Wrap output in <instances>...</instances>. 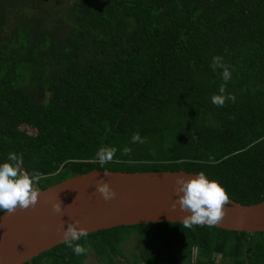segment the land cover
<instances>
[{
  "label": "trees",
  "instance_id": "1",
  "mask_svg": "<svg viewBox=\"0 0 264 264\" xmlns=\"http://www.w3.org/2000/svg\"><path fill=\"white\" fill-rule=\"evenodd\" d=\"M52 3L0 0V163L22 154L38 189L93 168L183 169L242 204L264 199V0ZM213 57L231 71L235 102L212 103L225 84ZM104 147L117 152L101 166ZM79 243L103 264H192L193 247V264H264V231L156 221ZM88 252L62 242L22 264H84Z\"/></svg>",
  "mask_w": 264,
  "mask_h": 264
},
{
  "label": "water",
  "instance_id": "2",
  "mask_svg": "<svg viewBox=\"0 0 264 264\" xmlns=\"http://www.w3.org/2000/svg\"><path fill=\"white\" fill-rule=\"evenodd\" d=\"M104 171L108 174L105 175ZM198 173L180 170L124 171L93 168L39 189L34 208L17 210L9 216L0 213V264H22L63 242V223L79 222L88 233L118 225L156 221L182 222L187 213L179 205L173 210L176 177ZM107 181L116 198L105 201L96 184ZM227 214L217 225L228 230L264 231V199L242 204L229 198ZM59 200L63 215L52 210Z\"/></svg>",
  "mask_w": 264,
  "mask_h": 264
},
{
  "label": "clouds",
  "instance_id": "3",
  "mask_svg": "<svg viewBox=\"0 0 264 264\" xmlns=\"http://www.w3.org/2000/svg\"><path fill=\"white\" fill-rule=\"evenodd\" d=\"M213 69L222 68V78L225 84L219 89L220 94L212 96V103L217 106H223L227 101L235 102L236 97L233 94H225L226 83L231 79V71L223 63L221 57H213ZM194 137H191V139ZM190 139V140H191ZM189 140V142H190ZM144 139L139 132L132 135V143H144ZM130 147L122 150L123 155L131 153ZM117 148L104 147L97 151L96 160L103 166L113 161ZM107 175L108 172L104 171ZM42 176L38 172L29 174L23 169V155H17L15 152L8 154L7 160L0 163V211L11 216L18 209L27 210L34 208L39 201L40 191L34 185L38 184ZM175 193L178 197L172 203L173 210L177 205L182 212L187 213L181 219L185 228L194 226H215L219 224L227 214L226 206L231 203L226 189L215 180H210L204 172H199L195 176L176 177ZM98 192L105 201L116 198V191L107 181L101 180L96 184ZM52 210L57 214L63 215L61 202L57 200L52 203ZM79 222L69 223L67 228L64 224L60 225L63 230V243L73 251L76 256L85 255L88 248L79 243L81 238L88 237V230L83 226H78Z\"/></svg>",
  "mask_w": 264,
  "mask_h": 264
},
{
  "label": "rangeland",
  "instance_id": "4",
  "mask_svg": "<svg viewBox=\"0 0 264 264\" xmlns=\"http://www.w3.org/2000/svg\"><path fill=\"white\" fill-rule=\"evenodd\" d=\"M46 2L49 4H53L52 3V0H46ZM38 3V6L40 7L41 5L44 4V2L42 1V3L39 1L37 2ZM137 239H136V235L135 233L132 234L131 237H129L126 241H124L122 244H121V249L122 251L125 253L126 256H131V254L133 252H135L139 245L137 244ZM101 257V256H100ZM115 259V258H114ZM88 260H93V262L96 264H101L103 263L100 258H98V255L95 253L94 250L90 249V251L88 252V255L86 257V259L84 260V264H90V262Z\"/></svg>",
  "mask_w": 264,
  "mask_h": 264
},
{
  "label": "built area",
  "instance_id": "5",
  "mask_svg": "<svg viewBox=\"0 0 264 264\" xmlns=\"http://www.w3.org/2000/svg\"><path fill=\"white\" fill-rule=\"evenodd\" d=\"M196 247H193L192 248V264H193V261H194V259L196 258ZM217 259H218V256H217Z\"/></svg>",
  "mask_w": 264,
  "mask_h": 264
},
{
  "label": "crops",
  "instance_id": "6",
  "mask_svg": "<svg viewBox=\"0 0 264 264\" xmlns=\"http://www.w3.org/2000/svg\"><path fill=\"white\" fill-rule=\"evenodd\" d=\"M89 262H90V264H95L94 262H93V260H88ZM97 264V263H96ZM100 264V263H99ZM101 264H103V263H101Z\"/></svg>",
  "mask_w": 264,
  "mask_h": 264
}]
</instances>
